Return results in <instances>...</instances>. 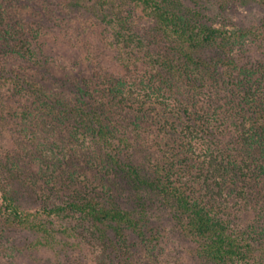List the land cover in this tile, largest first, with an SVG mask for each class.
I'll return each instance as SVG.
<instances>
[{"label": "trees", "instance_id": "1", "mask_svg": "<svg viewBox=\"0 0 264 264\" xmlns=\"http://www.w3.org/2000/svg\"><path fill=\"white\" fill-rule=\"evenodd\" d=\"M11 231L94 264L178 241L264 264V0H0Z\"/></svg>", "mask_w": 264, "mask_h": 264}, {"label": "rangeland", "instance_id": "2", "mask_svg": "<svg viewBox=\"0 0 264 264\" xmlns=\"http://www.w3.org/2000/svg\"><path fill=\"white\" fill-rule=\"evenodd\" d=\"M251 9L252 5L232 9L236 21L241 22L242 15L247 17ZM168 227L169 224L165 226ZM167 231L172 233L171 230ZM179 243L180 241L168 242L163 252L133 250L135 264H197ZM80 245L74 244L70 250H63L58 245L53 248L42 247L37 245L36 237L31 233L11 231L4 236L0 235V264H94L93 256L87 246Z\"/></svg>", "mask_w": 264, "mask_h": 264}]
</instances>
